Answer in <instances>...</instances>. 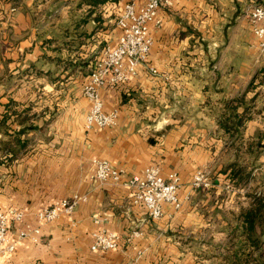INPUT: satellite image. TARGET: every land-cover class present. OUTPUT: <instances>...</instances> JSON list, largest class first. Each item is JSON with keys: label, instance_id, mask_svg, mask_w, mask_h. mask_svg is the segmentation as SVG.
I'll use <instances>...</instances> for the list:
<instances>
[{"label": "crops", "instance_id": "obj_1", "mask_svg": "<svg viewBox=\"0 0 264 264\" xmlns=\"http://www.w3.org/2000/svg\"><path fill=\"white\" fill-rule=\"evenodd\" d=\"M128 1L146 0H0V209L25 213L0 264H264V51L250 21L264 0L162 6L139 75L101 90L118 125L87 131L83 88L102 44H117ZM95 159L126 176L177 172L182 208L165 203L152 219L132 188L94 179ZM201 168L209 188L192 185ZM76 192L89 199L44 224L40 242L18 238ZM102 229L122 236L119 248L91 249Z\"/></svg>", "mask_w": 264, "mask_h": 264}, {"label": "built area", "instance_id": "obj_2", "mask_svg": "<svg viewBox=\"0 0 264 264\" xmlns=\"http://www.w3.org/2000/svg\"><path fill=\"white\" fill-rule=\"evenodd\" d=\"M175 0H146L137 5L134 1L124 4L117 17V25L121 29L115 46L107 45L102 49L100 59L95 62L88 82L84 85L83 94L89 100L90 108L86 115L85 129L109 128L118 125L117 110L107 111L101 90L106 86H115L128 82L139 75L150 55L154 44L151 24L159 27L162 23L159 10L162 6H172ZM253 31L259 40V47L264 51V4H258L250 12ZM157 74L155 68H150ZM94 179L100 182L123 183L133 191V202L143 204L152 219L156 220L164 214V204L170 203L175 210L182 208L184 200L180 196L181 176L171 172L164 176L159 165L149 166L143 174L126 176L125 170L115 167L107 159H95ZM211 177L206 169H198L194 174V188H209ZM89 199L87 194L74 193L69 197L55 201L37 212V226H27L18 232V238H29L40 242L42 226L57 220L63 214H72L81 202ZM25 213L14 207L0 209V259L3 255L14 252L16 241L11 237L10 229L13 221L21 222ZM142 232L135 230L132 236L139 237ZM91 249L112 250L120 247L122 236L107 229L94 231Z\"/></svg>", "mask_w": 264, "mask_h": 264}, {"label": "rangeland", "instance_id": "obj_3", "mask_svg": "<svg viewBox=\"0 0 264 264\" xmlns=\"http://www.w3.org/2000/svg\"><path fill=\"white\" fill-rule=\"evenodd\" d=\"M104 46H107L106 44L105 45H103L102 44V49H103V47ZM263 65H264V63H263ZM83 96H84V94H83ZM85 97V96H84ZM86 98V97H85ZM11 142V141H10ZM5 148H7V145H5ZM253 240H252V238H246V241H245V246H246V250H248L249 248H250V250H251V247H252V245H253ZM229 243H231V242H229ZM262 246H263V252H262V257L264 258V239H263V241H262ZM250 250H249V252L248 253H246V257H245V260H250L251 259V256H250ZM213 256L214 257H216V258H220V254H219V252L218 251H213Z\"/></svg>", "mask_w": 264, "mask_h": 264}, {"label": "trees", "instance_id": "obj_4", "mask_svg": "<svg viewBox=\"0 0 264 264\" xmlns=\"http://www.w3.org/2000/svg\"><path fill=\"white\" fill-rule=\"evenodd\" d=\"M21 146H25V143L21 144ZM262 207L263 205L261 203H257L253 208L246 210V221L251 223L253 221V218H255V216L257 215V212H259ZM249 238H252V236L250 235Z\"/></svg>", "mask_w": 264, "mask_h": 264}]
</instances>
